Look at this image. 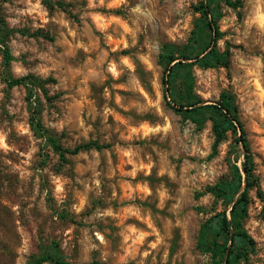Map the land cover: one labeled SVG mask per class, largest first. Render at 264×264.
Wrapping results in <instances>:
<instances>
[{
  "label": "rangeland",
  "instance_id": "1",
  "mask_svg": "<svg viewBox=\"0 0 264 264\" xmlns=\"http://www.w3.org/2000/svg\"><path fill=\"white\" fill-rule=\"evenodd\" d=\"M60 1L49 10L42 0H0V264L52 248L73 264H211L198 231L218 211L230 218L232 202L213 186L241 167L243 150L238 129L217 141L211 113L186 109L222 92L260 188L248 190L241 226L253 243L236 264H264V0ZM206 1L208 19L196 10ZM210 18L213 45L230 52L226 67L197 61L213 46ZM193 33L198 57L174 61L190 64L191 88L177 77L163 95L161 47L182 48ZM21 76L45 81L46 95L35 90L39 118L62 146L106 147L62 160L30 125L26 87L8 84ZM188 94L198 102L185 105Z\"/></svg>",
  "mask_w": 264,
  "mask_h": 264
},
{
  "label": "trees",
  "instance_id": "2",
  "mask_svg": "<svg viewBox=\"0 0 264 264\" xmlns=\"http://www.w3.org/2000/svg\"><path fill=\"white\" fill-rule=\"evenodd\" d=\"M42 3L52 10L55 7L64 8L65 4L60 0H42ZM196 10L200 11L205 19L211 16V6L209 2H201L196 6ZM205 27L210 32L209 43L214 44L216 37L219 35L215 27V20L209 19L205 22ZM213 34V35H212ZM196 41L195 33L190 38V41L182 48L176 45L164 43L161 47L160 59L163 64V77L162 81L165 85L163 95L166 91L175 84L176 78L181 79L182 85L186 89L191 88V75L190 64H186L181 60L174 62L178 57L185 59L197 58L200 52H195L194 43ZM3 43V57L5 63H9L12 55L8 46ZM180 52V53H178ZM230 52L228 49L219 52L213 45L206 53L197 59L198 63L202 66H227L229 63ZM45 81L31 76H21L17 78H9L8 84L10 86L22 84L26 87L28 92V102L30 108V125L39 133L50 146L59 154L62 160H65L66 154H76L80 150H86L91 147L102 148L106 145H99L95 142H85L75 145L72 148H67L61 145L55 136L43 126L39 118V102L38 97L35 96V90L41 89L46 95L43 87ZM35 96V97H34ZM193 96L188 94L184 97L185 105H193L198 101L190 100ZM180 106H184L180 104ZM211 113V121L216 140L224 137L228 130L236 131L238 129L239 136L235 141L242 147L243 160L241 167L235 163L231 164L230 177L228 179L220 180L213 186L214 194L227 203L232 202L229 210V217L225 210L218 211L208 217L201 225L197 236V247L201 250L209 251L211 253V264H236V262L246 256L249 245L253 243L252 239L242 229L241 221L247 213V205L249 202L248 190L256 187L257 194H260V188L257 178L253 174V161L252 155L243 131L241 122L237 115V108L233 102L232 96L227 92H222L218 102L215 104L202 105L186 111L194 112L196 115L204 113V110ZM243 172V174H242ZM244 186L241 188L242 182ZM241 188V190H240ZM236 198L234 199V196ZM229 243V245H228ZM228 250L227 258L224 260L226 251ZM44 261H51L54 264H73L66 261L55 248H52L33 261L27 264H41ZM90 264H102L99 262H92Z\"/></svg>",
  "mask_w": 264,
  "mask_h": 264
},
{
  "label": "water",
  "instance_id": "3",
  "mask_svg": "<svg viewBox=\"0 0 264 264\" xmlns=\"http://www.w3.org/2000/svg\"><path fill=\"white\" fill-rule=\"evenodd\" d=\"M227 255H228V250L225 253L224 260L227 258Z\"/></svg>",
  "mask_w": 264,
  "mask_h": 264
}]
</instances>
